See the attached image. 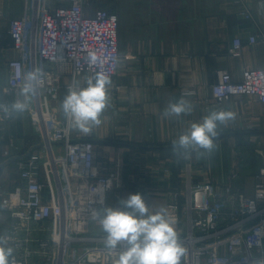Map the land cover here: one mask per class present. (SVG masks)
<instances>
[{
    "label": "crops",
    "instance_id": "1",
    "mask_svg": "<svg viewBox=\"0 0 264 264\" xmlns=\"http://www.w3.org/2000/svg\"><path fill=\"white\" fill-rule=\"evenodd\" d=\"M107 1L87 0V13L96 6L116 12L112 5L116 0ZM37 2L53 9L68 0H0V99L8 104L22 99L5 92L8 61L18 57L7 33L9 20L31 15ZM119 8L120 60L110 78L109 106L101 124L89 134L71 131L74 139L94 141L100 164L112 167L116 159L122 161L116 199L108 202L119 204L118 194L139 192L155 212L164 207L171 190H182L188 180H216L251 193L255 174L264 166L254 149L264 135V104L249 95H234L222 106L205 99L219 70L226 69L239 80L245 67H264V0H121ZM253 34L258 35L257 41L249 43ZM235 37L242 41L238 56L229 53ZM53 67L59 71L60 86L51 104L65 122L60 105L71 72L67 64ZM86 78L84 74L76 80L83 84ZM181 98L192 104V112L164 118L163 109ZM213 110L235 114V119L219 127L215 149L187 159L177 156L173 141ZM41 141L29 109L17 118L0 120V189L19 184V159L39 148ZM9 221L8 213L0 211V234Z\"/></svg>",
    "mask_w": 264,
    "mask_h": 264
},
{
    "label": "built area",
    "instance_id": "2",
    "mask_svg": "<svg viewBox=\"0 0 264 264\" xmlns=\"http://www.w3.org/2000/svg\"><path fill=\"white\" fill-rule=\"evenodd\" d=\"M87 5V0H68L51 9L37 2L31 15L9 20L7 33L18 57L8 61L5 92L19 94L26 73H41V86L28 100L40 147L19 159V184L0 189V211L10 217L0 235L9 237L16 264H115L118 258V251L105 247V234L94 228L98 222L91 209L100 207L96 193L108 184L105 204L119 205L108 202V193L118 186L123 163L100 164L94 141L74 139L51 104L60 86L56 63L69 66L71 83L84 74L111 78L118 71V14L103 6L88 14ZM257 38L250 35L249 43ZM241 49V39L233 38L229 53L238 56ZM89 53L97 56L94 64L85 59ZM210 88L205 102L217 106L234 95L264 104V67H245L239 80L221 69ZM0 120L9 119L0 114ZM168 195L164 208L185 247L182 264H264V166L251 193L216 180H188Z\"/></svg>",
    "mask_w": 264,
    "mask_h": 264
},
{
    "label": "clouds",
    "instance_id": "3",
    "mask_svg": "<svg viewBox=\"0 0 264 264\" xmlns=\"http://www.w3.org/2000/svg\"><path fill=\"white\" fill-rule=\"evenodd\" d=\"M89 64L97 60L95 53L85 57ZM119 63V61H114ZM41 73L33 70L24 76L19 85V97L10 104L0 103V114L14 119L29 108L28 100L41 86ZM109 76L102 73L85 79L83 84L74 79L68 86L67 94L61 102V110L67 127L89 134L95 126L101 124V116L109 106ZM192 104L181 98L169 103L162 111L164 118L180 117L190 114ZM235 119L231 111L213 110L199 122H193L178 139L173 141V151L177 156L189 158L203 152L211 153L216 145L214 139L219 135L218 129L226 122ZM111 184L99 190L96 203L99 208L91 209V218L98 222L105 234L104 243L109 251H118L115 264H182L185 247L180 241L174 220L166 208L155 212L142 193L129 194L119 201L118 206L105 204V192ZM14 247L7 235H0V264H16Z\"/></svg>",
    "mask_w": 264,
    "mask_h": 264
},
{
    "label": "rangeland",
    "instance_id": "4",
    "mask_svg": "<svg viewBox=\"0 0 264 264\" xmlns=\"http://www.w3.org/2000/svg\"><path fill=\"white\" fill-rule=\"evenodd\" d=\"M120 1L121 0H116L115 1V3H113L112 5L115 7L114 9H116L117 11V13H118V15H119V11H120V8H119V6H120ZM107 3H112L111 2V0H108L107 1ZM113 8V7H112ZM262 138H264V135H262L261 136V139H260V142L259 143H257V146L256 147H254V149H255V151L262 157V158H264V142H262ZM262 153V154H261ZM117 184V183H116ZM120 186V183L118 184V186H115V187H113V189L108 193V200L110 199V198H115V193H116V191H117V187H119ZM119 189V188H118ZM116 190V191H115ZM118 196H119V201L122 199V198H126L127 197V195H124L123 196V193H120V195L118 194ZM116 199V198H115Z\"/></svg>",
    "mask_w": 264,
    "mask_h": 264
}]
</instances>
